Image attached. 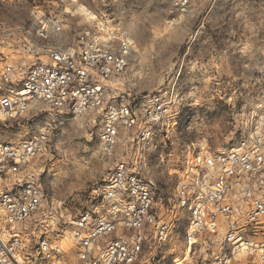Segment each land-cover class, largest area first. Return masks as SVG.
<instances>
[{
    "label": "built area",
    "instance_id": "2783aa9c",
    "mask_svg": "<svg viewBox=\"0 0 264 264\" xmlns=\"http://www.w3.org/2000/svg\"><path fill=\"white\" fill-rule=\"evenodd\" d=\"M168 1L181 12L192 4ZM34 18L23 33L25 58L1 60L4 118L38 106L77 115L100 112L103 154L113 155L122 134L131 138L133 152L118 158L93 189V205L74 222L70 252L63 248L62 232L37 234L28 225L44 201L28 166L45 153L47 134L20 142L0 139V264H134L149 232L162 237L171 229L154 210L158 188L149 160L157 130L171 114L170 102L158 90L111 104L110 83L132 60L134 39L126 27L97 13L80 28L73 12ZM256 117L243 121L236 144L187 158L177 184L176 206L186 212L190 234L213 238L206 264H264V116ZM124 230L132 232L115 234Z\"/></svg>",
    "mask_w": 264,
    "mask_h": 264
},
{
    "label": "rangeland",
    "instance_id": "374dc122",
    "mask_svg": "<svg viewBox=\"0 0 264 264\" xmlns=\"http://www.w3.org/2000/svg\"><path fill=\"white\" fill-rule=\"evenodd\" d=\"M42 12H73L78 28L97 13L130 31L132 60L110 83L111 104L162 90L171 107L149 159L158 188L154 210L171 229L162 237L149 232L134 264H206L213 238L190 239L189 218L176 206V187L187 158L236 144L243 121L264 116V0H192L189 12L176 10L168 0H0V66L2 59L25 58L24 30ZM193 107L203 111L186 122L185 109ZM101 114L43 106L12 119L0 113V139L48 137L45 153L28 166L44 192L43 207L28 224L37 234L72 233L76 218L93 205L97 183L118 158L132 154L126 134L112 156L103 154Z\"/></svg>",
    "mask_w": 264,
    "mask_h": 264
},
{
    "label": "bare ground",
    "instance_id": "6f19581e",
    "mask_svg": "<svg viewBox=\"0 0 264 264\" xmlns=\"http://www.w3.org/2000/svg\"><path fill=\"white\" fill-rule=\"evenodd\" d=\"M0 113L4 116V114L0 111ZM190 239L192 240L194 237V235L191 233L189 235ZM63 242V248H65L66 250L72 252V247H73V238H72V233L68 232L67 235L61 240V243Z\"/></svg>",
    "mask_w": 264,
    "mask_h": 264
},
{
    "label": "snow or ice",
    "instance_id": "6c2138e0",
    "mask_svg": "<svg viewBox=\"0 0 264 264\" xmlns=\"http://www.w3.org/2000/svg\"><path fill=\"white\" fill-rule=\"evenodd\" d=\"M185 111H188L189 112V115L187 117H185V120L187 122V121H191L196 116V112L197 111L202 112L203 109H201L199 107H193L191 109H185ZM45 115H47V114L45 113ZM40 119L43 120V117H40ZM177 119L179 120L180 117L178 116ZM58 134H59V129H57V135Z\"/></svg>",
    "mask_w": 264,
    "mask_h": 264
}]
</instances>
